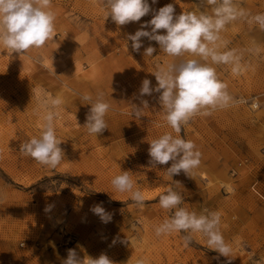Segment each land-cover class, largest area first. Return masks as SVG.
Returning a JSON list of instances; mask_svg holds the SVG:
<instances>
[{
  "label": "rangeland",
  "instance_id": "obj_1",
  "mask_svg": "<svg viewBox=\"0 0 264 264\" xmlns=\"http://www.w3.org/2000/svg\"><path fill=\"white\" fill-rule=\"evenodd\" d=\"M220 2L149 0L154 10L171 3L177 15L208 16ZM231 5L236 18L225 24L215 45L219 53L233 54L227 64L191 53L169 56L147 38L134 51L127 36L152 13L117 25L105 18L104 0H51L53 40L23 55L0 45V264H63L69 249L81 259L105 254L113 264H264V29L254 19L264 14V0ZM148 46L156 49L152 56L144 55ZM189 59L213 67L233 103L196 115L177 134L164 118L160 93L141 97L139 89L144 79L155 89L153 73ZM98 92L111 107L108 128L96 137L82 128L91 105L81 97ZM57 97L62 104L55 109L54 128L64 159L52 169L24 155L20 146L39 137ZM133 105L142 109L139 116ZM165 132L192 141L201 153L200 166L189 176L181 171L170 178L165 170L171 161L149 164L150 142ZM122 171H129L143 193L142 206L112 186ZM169 188L189 212L220 213L229 257L209 249L200 233L192 234L188 247L186 233L156 236L155 228L174 212L159 204ZM97 204L112 214L110 222L90 210Z\"/></svg>",
  "mask_w": 264,
  "mask_h": 264
},
{
  "label": "clouds",
  "instance_id": "obj_2",
  "mask_svg": "<svg viewBox=\"0 0 264 264\" xmlns=\"http://www.w3.org/2000/svg\"><path fill=\"white\" fill-rule=\"evenodd\" d=\"M210 4H217V0H207ZM156 4L157 0H151ZM106 17L117 25H126L130 22H139L142 17L152 13V18L141 24L134 34H129L127 40L131 47L139 52L143 46L142 38L158 43L169 56H180L183 53L198 55L205 60L211 59L213 63H231V52L219 53L216 42L219 32L225 24L236 18L237 12L231 5V0H221L213 9L214 16L203 13L196 15L193 12L176 14L173 4L169 3L158 10H154L149 0H104ZM241 15L243 13H240ZM255 21L264 29V14L254 17ZM151 28V31L145 30ZM158 30H165L159 34ZM55 32V13L51 7V0H0V45L20 55L30 49H41L53 40ZM210 45H212L210 47ZM58 48V47H57ZM156 49L148 46L144 50L145 56H152ZM234 72L238 69L234 68ZM158 86L150 87V80L144 79L139 89L141 97L151 95L153 91L159 92V103L165 110V120L171 129L179 134L182 125L187 124L196 115L209 116L212 111L230 106L233 98L227 92V85L221 82L213 67L202 64L196 59L186 60L179 65H169L167 69L161 68L153 73ZM81 99L91 105L86 116L85 125L87 133L98 136L108 128L105 117L110 110V104L104 99V93L98 92L93 98L84 94ZM144 107L148 102L142 100ZM62 104L57 97L50 101L49 110L43 117L39 137H32L28 142L22 143L21 152L34 159L37 163L55 169L64 159L61 141L57 138L54 128V119L57 115L55 109ZM134 116H139L142 109L133 105ZM151 167L166 165L171 161V166L165 171L172 178L181 171L189 173L197 169L201 163V153L196 150L192 141H186L179 135L173 136L165 132L150 142L148 149ZM180 184L179 182H176ZM112 186L120 193H130V198L137 205L144 203L143 193L134 187L129 171H122L111 180ZM182 196L172 188L159 197V204L163 209L174 210L169 219L155 228L156 236L183 232L184 246L192 243L194 233H200L206 238L209 249L221 256L231 255V246L225 241L220 227L221 215L217 211L204 209L197 215L180 207ZM46 207L45 211L50 210ZM99 216L103 223L112 219V214L107 212L101 204L90 209ZM115 243V240L113 241ZM63 264H113L107 255L101 254L98 258L85 256L81 259L75 249H69ZM137 264H143L138 260Z\"/></svg>",
  "mask_w": 264,
  "mask_h": 264
}]
</instances>
